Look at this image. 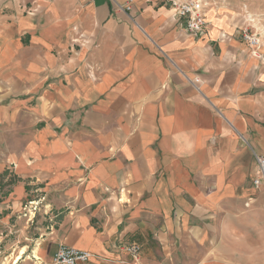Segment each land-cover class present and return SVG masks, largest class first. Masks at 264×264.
Returning <instances> with one entry per match:
<instances>
[{
  "label": "crops",
  "instance_id": "obj_1",
  "mask_svg": "<svg viewBox=\"0 0 264 264\" xmlns=\"http://www.w3.org/2000/svg\"><path fill=\"white\" fill-rule=\"evenodd\" d=\"M203 1L193 36L169 0H0V264H264V0Z\"/></svg>",
  "mask_w": 264,
  "mask_h": 264
},
{
  "label": "built area",
  "instance_id": "obj_2",
  "mask_svg": "<svg viewBox=\"0 0 264 264\" xmlns=\"http://www.w3.org/2000/svg\"><path fill=\"white\" fill-rule=\"evenodd\" d=\"M116 6V12L121 8L118 0H109ZM175 15L185 22L186 31L193 36H200L206 26L205 3L203 0H169ZM131 9V4L127 6ZM245 40L253 50V55L258 58L259 39L249 30L245 31ZM256 172L257 175L253 181L255 187L264 185V154L255 153ZM122 252L126 253L134 262L141 258V247L137 244L127 245L122 248ZM92 254L87 251L77 250L73 247L61 246L53 256L50 264H90L92 262Z\"/></svg>",
  "mask_w": 264,
  "mask_h": 264
},
{
  "label": "rangeland",
  "instance_id": "obj_3",
  "mask_svg": "<svg viewBox=\"0 0 264 264\" xmlns=\"http://www.w3.org/2000/svg\"><path fill=\"white\" fill-rule=\"evenodd\" d=\"M263 18H256L255 19V23H254V25H253V29H254V34H256L257 32H258V30H259V28H262V26H263V19H264V16H262ZM256 36H257V34H256ZM8 257H10V256H8ZM38 260V259H37ZM35 258H32V259H30L29 260V263L28 264H35V262L37 261ZM12 263V259H10L9 261H7L6 262V264H11ZM43 264H45V263H43ZM48 264H50V263H48Z\"/></svg>",
  "mask_w": 264,
  "mask_h": 264
},
{
  "label": "bare ground",
  "instance_id": "obj_4",
  "mask_svg": "<svg viewBox=\"0 0 264 264\" xmlns=\"http://www.w3.org/2000/svg\"><path fill=\"white\" fill-rule=\"evenodd\" d=\"M19 260H20V256H19L18 258L15 259L14 264H17V263L19 262ZM38 260H39V259H38Z\"/></svg>",
  "mask_w": 264,
  "mask_h": 264
}]
</instances>
